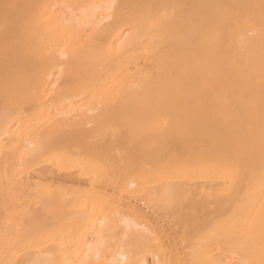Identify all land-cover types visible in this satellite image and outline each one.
Listing matches in <instances>:
<instances>
[{
    "label": "bare ground",
    "instance_id": "1",
    "mask_svg": "<svg viewBox=\"0 0 264 264\" xmlns=\"http://www.w3.org/2000/svg\"><path fill=\"white\" fill-rule=\"evenodd\" d=\"M0 264H264V0H0Z\"/></svg>",
    "mask_w": 264,
    "mask_h": 264
}]
</instances>
